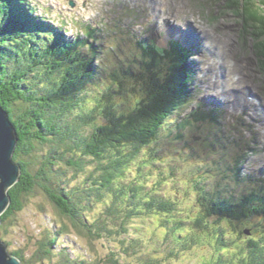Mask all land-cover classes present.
<instances>
[{"label": "trees", "instance_id": "16d2710c", "mask_svg": "<svg viewBox=\"0 0 264 264\" xmlns=\"http://www.w3.org/2000/svg\"><path fill=\"white\" fill-rule=\"evenodd\" d=\"M224 1L240 21V33L253 40V50L264 75V0ZM17 3L0 0V105L16 129L18 143L12 159L21 167L19 181L9 191L10 206L1 216L0 233L9 221L14 224V218L24 209L26 197L40 191L55 214L68 219L75 234L91 245L102 239L113 242L119 237L124 244L127 223L146 218L164 227L165 238L172 236V251L211 249V255L202 264H264V224L260 237L240 243L225 232L230 226L247 228L253 219L264 220V197L226 192L212 196L214 193L202 191L200 182L196 185L199 206L189 207L183 214L179 211L178 197L173 195L180 192L173 185H182L174 180L178 171L172 167L161 170L168 161L167 151L158 147L163 146L162 133L168 135L166 126L170 117L192 96L185 79L187 68L180 74L183 62L175 57L172 62L178 64V69L171 71L158 59L167 53L156 54L155 58L142 62L138 71L131 72L129 66L119 68L110 74L107 85L104 73L99 72L100 66L93 63L96 56L92 47V55L88 56L77 48L79 40L72 43L57 37L49 26L34 20ZM84 42L80 41L82 47ZM126 83L130 85L127 90ZM125 91L128 98L134 94L137 98L125 114H120L115 108V95ZM173 146L174 153L184 157ZM36 150L39 166L33 171ZM24 157L33 159L25 162ZM153 163L159 168L151 170L155 176L148 174L154 180L152 188L145 180L144 185L128 180L133 168L139 170ZM57 164H65L77 172L93 165V170L82 187L71 191L61 185L59 178L63 175L56 171ZM101 202L103 211L90 218L87 211L91 205ZM40 213L45 214L42 206ZM52 223L56 232L52 236L47 229L48 235L39 239L33 256L37 262L52 261L55 256L59 258L56 264H126L120 261L116 250L108 251L105 260H97L94 254L93 262L71 259L65 252L53 254L55 242L70 227L58 225L55 219ZM136 244L137 240L131 239L127 247ZM230 245L236 246L237 257L228 255ZM123 249L140 256L135 250ZM10 255L28 264L22 252ZM151 262L159 264L152 259H142L141 264Z\"/></svg>", "mask_w": 264, "mask_h": 264}, {"label": "rangeland", "instance_id": "374dc122", "mask_svg": "<svg viewBox=\"0 0 264 264\" xmlns=\"http://www.w3.org/2000/svg\"><path fill=\"white\" fill-rule=\"evenodd\" d=\"M110 1L116 4L112 9V13L106 11L107 6L111 3ZM142 1L136 0V6H140ZM147 1L145 0V2ZM71 2L74 3V6H71ZM19 3L27 4V6H21V9L26 13L29 12L26 9L31 7L35 16H41L44 19L53 21L54 28L60 25L59 21L55 18V12L60 8L64 10V15L67 17L66 22L70 26L66 25L65 27L68 31V35H64L66 37L65 40L75 41L77 38L86 40L88 47H85L83 51L88 56L92 55L90 52L91 48L89 47L92 44V48L96 53L93 63L94 65L100 66L99 72L100 74L104 73L103 78L107 82V85L111 81L110 74L117 72L119 68L129 66L132 68L131 72L138 71L143 67L142 62L148 60L147 56L143 52H140V49H135L134 40L129 38V34L133 33L137 38L141 37V39H148L149 37L159 38V31H162L166 35V30H169L170 38L173 39L176 37V31L178 29L181 31L180 37L183 41L181 43L182 45L184 44V48H187L186 44L189 42L187 30H194L192 29L194 27L190 24L192 23L198 30H202L204 33L202 45L204 46L206 61L199 63V70L197 68L198 73L194 75V84H198L197 86L199 87L196 88L193 86L195 87V91L190 90L192 96H190L183 107L179 108L170 117L168 121L169 127L166 126L170 132H168L169 138L165 132L162 133L163 136L160 138V143L163 146L158 147L161 150L163 149V151H167L168 161H166L164 167L162 166L161 170H167L172 167L178 171V175L174 177V180L182 185H173V188H180V192L174 193L173 195L178 197L177 203L178 206L180 205L179 211L183 214L189 207L199 206L196 185L200 182L202 184L199 187L202 188V191L208 195L214 193L212 196L221 195L224 192L237 196L255 192V189H258L254 187L257 182L259 183L257 179L264 177V174H259L258 171L262 170L263 172L264 167H259L257 163H259V155L264 156V151L251 155L248 153L249 151H241L234 160V163H238L239 167L248 157H256H253L251 159L252 161H249L246 170L239 168L242 182H233L232 177L236 173L232 172V166L227 161L230 151L228 149H222L219 146L221 143L214 142V136L220 129L218 122L225 119V115H221L224 113L218 112V116L215 117V123L213 124H210L206 119L197 120L194 123L182 124L184 122V119H182L183 115L193 109L192 102L196 105L199 102L198 100H202V98L208 99L209 101L212 99L220 101L219 99L223 98L222 95H217V93L213 92L214 89L208 90L204 88L210 84L207 78H209L211 72L207 71L206 68H209L208 64L210 60H213L212 57H214L215 52H217V55L223 52L224 60L227 63L230 62L233 64L230 69H226L227 72H232L236 75V79L234 78L235 83L231 84L233 85L231 89L234 91H231V95H237L240 91L245 92L249 90L253 94H257L261 101H264V75L258 70L257 66L260 69L263 67L258 62L257 54L253 50V40H251L249 35L248 38H245V34L242 35L240 33V21L233 16L232 10H228L224 0H149V2L144 3V12L139 13L140 16L134 19H129L126 15H118L119 10L117 4H124L125 9L128 8V5L131 6L133 4L129 0H38V2L34 0H19ZM41 3H44L45 6L41 7ZM56 5L59 7H55ZM45 7L49 8V15H45ZM108 16H114V20L111 23L104 21ZM155 22H157L156 26L150 31L143 30L145 28L142 26L143 24L151 27V23ZM125 26L128 27L125 29ZM85 28L88 29L89 33L83 32ZM51 31H53V28ZM209 38H211V42L209 41L210 44L208 45ZM176 41H179V39ZM156 42H158V45L164 42V46H166V41ZM207 45L208 47H205ZM197 48L201 47L197 45ZM191 62L196 61L194 58H190L188 63L190 64ZM223 64L226 66L224 62ZM171 65L169 62V66ZM199 77L203 78L200 79ZM240 77L241 80H239ZM238 80L239 82H237ZM126 86L129 87L130 85L126 83L124 85L125 90H127ZM91 91L94 90L91 89ZM127 95V91L120 95H115V108L120 114H125L137 98L135 94L131 98H128ZM221 103H226V101H221ZM197 105L205 111L214 108V105L209 102H202ZM180 111L181 114L179 115L178 113ZM232 121L231 119L229 124ZM212 144H217L216 148ZM173 145L177 146L178 151L184 157L174 153ZM141 154L144 155L143 153ZM35 155L33 157L34 160L36 159L35 157H39L38 150L35 151ZM33 158L24 157L22 159L25 162H30ZM177 158L180 159L178 160ZM38 159L34 161V166L32 165L31 170L35 171L38 168ZM55 168L56 171L60 170L62 172L63 178H59L61 185L74 191L75 188L82 187L85 184L86 176L93 170V165L89 169L84 168L81 172H77L65 164H57ZM157 168H159L157 163L151 164V167L148 165L147 168L139 170L133 168L128 175V180L142 183V185H144L145 180L147 186L152 188L154 180H152V177L148 178V174L155 176L156 173L151 170H156ZM248 168L251 175L248 173ZM244 177L248 178L246 182H243ZM39 192L37 191V193L26 197L23 203L24 209L18 213L17 218H14V224L11 223L13 220L9 221L6 229L0 233V241L6 246L7 252L9 254H12L14 251L22 252L23 259L28 264H56L58 261L59 258L55 256L53 258L51 257L52 261L45 259L42 262H37L39 260H35L33 257L39 239L48 235L47 229L51 230L52 236L55 234L56 231L52 223L54 219L57 220L58 225H68L70 229L67 230L66 234L57 239L52 249L53 254L59 255L65 252L71 259L79 258L93 262L95 258L94 254H96L98 256L97 260H99L98 258L105 260L108 251L113 252V250H116L118 257H121L120 261L126 264H141L142 259L147 261L149 259L158 260L159 264H202L212 253L208 247H202L184 253L172 251L170 246L172 236L170 239L165 238L164 227L156 225V220L153 222V219L146 218L143 220L133 219L127 223L124 244L121 243L122 239L120 238L122 237H119L113 242L112 240L102 239L91 242V245L90 243H86L85 239L75 234L70 226L72 224L68 219L55 214L53 206ZM103 204L102 202L93 203L87 211L88 216L90 218L97 217L104 209ZM41 206L45 208V214L40 213ZM178 217L184 220L183 215H179ZM220 223L226 228L225 223ZM262 224H264V220L262 218H256L253 219L250 226L247 225V228L241 225H237L235 228L230 226L226 228L225 232L231 237H234L236 243H240L247 238L252 240L254 237H260L263 232L260 229ZM58 225L56 226L57 228H59ZM246 232H248V235H246ZM133 238L137 240V244L133 248L127 247L129 241L131 239L134 240ZM123 248L135 250L140 256L126 252ZM227 253L233 258L239 254L235 245H230ZM207 262L209 263L210 260Z\"/></svg>", "mask_w": 264, "mask_h": 264}, {"label": "water", "instance_id": "95a60500", "mask_svg": "<svg viewBox=\"0 0 264 264\" xmlns=\"http://www.w3.org/2000/svg\"><path fill=\"white\" fill-rule=\"evenodd\" d=\"M18 143L15 127L10 122L7 112L0 105V226L1 216L11 203L9 191L19 181L21 167L13 161V154ZM248 235V232H246ZM0 264H24L16 256L10 255L0 241Z\"/></svg>", "mask_w": 264, "mask_h": 264}, {"label": "bare ground", "instance_id": "6f19581e", "mask_svg": "<svg viewBox=\"0 0 264 264\" xmlns=\"http://www.w3.org/2000/svg\"><path fill=\"white\" fill-rule=\"evenodd\" d=\"M167 12V11H166ZM191 27V26H190ZM188 31V34H189V36H188V38H189V42H192V38H194V41H196L197 40V38L195 37L196 35L195 34H193V33H196V32H200V30H198V29H196V32H191L190 30H187ZM127 33V32H126ZM143 35V34H142ZM58 36H60L61 38L63 37V35H61V33L60 34H58ZM166 40H169L168 38H167V34H166ZM96 54V53H95ZM186 54H192L190 51L189 52H186ZM224 55H225V53H224ZM219 56H220V54L219 55H217L216 53H214V57H212V64H214V65H218V64H220V59H219ZM159 59V58H158ZM182 62H183V68H182V73H184V70H185V66H184V59H182L181 60ZM148 63V62H147ZM146 63V64H147ZM222 66H224V64L222 65ZM146 69V68H145ZM199 69V68H198ZM223 69H225V68H223ZM222 70V69H221ZM187 73V72H186ZM180 74H181V72H180ZM235 78V77H234ZM236 79V78H235ZM239 80H241V78H239ZM239 80L237 81V82H239ZM236 82V83H237ZM208 90H209V88H208ZM211 90V89H210ZM208 92V91H207ZM213 92H218L216 89H214L213 90ZM225 92H227V89L225 88V89H223V93H225ZM223 98H220L219 100V102H221V101H223V100H225L226 99V97L225 96H222ZM254 110L256 111H259V108H257L256 109V107H254ZM239 173H240V169H239Z\"/></svg>", "mask_w": 264, "mask_h": 264}]
</instances>
